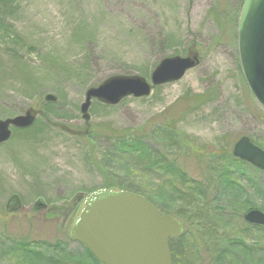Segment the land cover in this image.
<instances>
[{
  "label": "rangeland",
  "instance_id": "1",
  "mask_svg": "<svg viewBox=\"0 0 264 264\" xmlns=\"http://www.w3.org/2000/svg\"><path fill=\"white\" fill-rule=\"evenodd\" d=\"M9 1L0 9V18L14 33L0 31L3 66H11L16 53L38 76L46 73L39 88L64 96L60 113L67 116L50 121L67 129L51 126L30 142L10 140L0 146V214L7 212L6 218L0 216V234L10 240L0 254V264H38L30 254H22L24 246L15 244L22 240L31 248L41 245V252L49 248L44 244L61 247L85 263L84 247L71 237L85 199L106 187L120 191L122 183L134 185L158 212L185 225L175 214L179 204L172 192V172L159 167L150 173L136 170L127 158L112 154L111 141L96 138L102 133L98 127L129 130L156 143L163 153L173 150L166 148L162 128L174 121L178 133L209 151H216L225 136L228 147L248 136L264 148V110L251 94L239 62L240 0ZM191 47L201 63L182 80L107 110L93 101L90 122L85 123L80 109L89 88L119 75L150 81L162 60L186 57ZM0 89V120L23 115L38 96V92L23 93L17 75L8 76ZM197 95L209 99L197 107L193 100ZM86 125L95 138L77 136L88 133ZM220 160L214 171L223 169L228 159ZM246 164L248 177L236 180L242 194L221 191L216 196L214 188L206 190L200 209L209 210L216 230L212 235L197 234L194 245L191 235L182 238L183 247L194 258L200 257L193 264H264V228L244 220L248 207L264 213V171ZM186 166L192 177L201 180L199 166ZM205 180L212 187V172ZM13 195L20 198L19 206L10 199ZM39 200L53 206L39 209ZM235 244L241 250L245 245L246 252L231 254ZM214 245L223 251L218 253ZM34 249L32 253L39 250Z\"/></svg>",
  "mask_w": 264,
  "mask_h": 264
},
{
  "label": "water",
  "instance_id": "2",
  "mask_svg": "<svg viewBox=\"0 0 264 264\" xmlns=\"http://www.w3.org/2000/svg\"><path fill=\"white\" fill-rule=\"evenodd\" d=\"M238 53L247 86L264 110V0L244 1L238 23ZM200 63L199 53L190 52L186 57L162 60L152 72L150 81L141 76L110 77L86 91L80 109L82 118L88 125L94 100L114 107L127 98H147L153 89L182 80ZM45 101L55 103L57 97L47 94ZM37 115L36 110L29 109L23 115L1 119L0 145L11 140L14 129L31 128ZM233 155L264 171V150L250 137L242 136L238 140ZM10 199L20 205L18 196ZM36 206L46 209L53 205L39 200ZM244 219L251 225L264 227L263 212L252 210ZM180 234V223L170 215H160L143 195L108 189L94 192L85 199L84 209L71 232L72 239L83 244L101 264H172L169 239Z\"/></svg>",
  "mask_w": 264,
  "mask_h": 264
},
{
  "label": "trees",
  "instance_id": "3",
  "mask_svg": "<svg viewBox=\"0 0 264 264\" xmlns=\"http://www.w3.org/2000/svg\"><path fill=\"white\" fill-rule=\"evenodd\" d=\"M9 2V0H0V9H5L6 5ZM0 31L4 33L11 32L12 34H14L13 31L10 30L9 25H7L5 21H3L1 18ZM190 52H192V47L188 49L187 56L190 54ZM10 75L18 76V84L20 90L23 93L35 94L38 92V96L35 99L34 103L35 105L34 107L32 106L33 108L31 107V109L37 110L38 112L35 124L31 128L25 130L14 129L11 141H20L21 139H28V141L30 142L29 139L36 138L37 134L43 132L47 128H51V126L59 127L61 130H64L60 126L53 124V122L50 120L67 117H63L62 113H60L64 110L63 102L65 100V97H57V101L55 103L46 102L45 97L47 94L45 91L39 88L40 82H44L45 78L48 75L45 73L42 76H38L34 72L31 65L24 60V57L19 56L16 53L12 55V62L11 66L9 67L7 65L3 66V62L0 57V87L7 82L8 76ZM208 99V95H197L194 97L193 100L195 101V104L198 107L203 105ZM126 101L127 99H125L121 104L123 105ZM96 105L102 108L103 110L112 108L110 106L103 105L99 102H96ZM42 118L46 121H40V119ZM164 126L165 127L162 128L161 134L166 140V148L167 146H170L172 148L173 151L171 152L165 150L166 152L164 151L165 153H163L162 149L159 150L157 147L154 146L156 143L148 141L143 137L135 136L129 130L118 131L108 126L98 127V129H100L102 133H99V131L97 132L96 130V132L99 133L96 138L104 137L108 141H111V148L113 152L112 154H118L123 158H127L132 163L134 168L138 171L147 170V172L150 173L154 172L156 167H159L167 168L169 169L168 172H172V174L174 175L172 192L179 204V209L175 212V214L176 217L182 219L185 223V225L182 223L183 228L185 230L183 240L185 236L189 234L191 235L190 237L193 239V242L191 243L194 245V241L196 239L195 236L197 234L212 235V233L216 230V226L211 221V215L209 210L207 208L200 209V206L204 205H200V203L206 197V190L214 188L215 190H217L216 196L220 195L221 191L229 193L231 189L236 190L238 195L240 193L242 194V188L236 184V180L240 181V179L248 177L247 170L245 169L246 167H244L247 164L233 156L234 145L231 144L230 147H228V145L226 144V141L228 139L227 136L223 138V144L216 151H209L207 150L208 148H206L205 146L197 145L196 141L178 133L176 130L175 121L169 123V125ZM87 127L88 126L86 125L88 133H79L77 136H86L88 139H92L93 136H91L90 129H88ZM93 138H95V136ZM252 141L256 145H259L258 142H256L255 140L252 139ZM259 146L263 148L262 145ZM220 158L222 160L224 158L228 159L225 160L227 161V163L222 165L223 169L219 170V168L216 167L214 171V165L217 166L221 162ZM186 163L188 165L192 163L195 164L197 167L199 166L198 168L200 169L201 180H197L192 177L190 173L191 170H189L190 167L186 166ZM209 171L213 174L212 187L208 184V181L205 180V178H208ZM119 186L120 191H130L142 195L140 192H138L134 185H124L122 183ZM111 187H106L104 189L112 190ZM143 196L145 195L143 194ZM148 199L150 200V198ZM262 209V211H264V203ZM249 210H251V207H248V211ZM160 213L162 214V212ZM0 216H2V218L7 217V212L5 211V209L3 210L2 214H0ZM192 228H195L194 234L192 233ZM1 236L2 235L0 234V254H2L3 251L10 244L9 239L6 240L4 237ZM15 244H18L20 247L24 246L22 254H30V260H34L38 264H101L84 245L82 246L85 249L86 258L88 260L85 261V263L75 260L73 258L74 255L72 253H69L65 249L58 246L44 244L49 248L45 247L47 248L45 250L46 252H41V245L35 244V246L31 248L29 242L26 240H22L21 242L19 241V243L15 241ZM34 247L39 248L36 253H32V251L35 250ZM240 247L242 246L235 244L234 250L231 251V254H239L240 251L242 253L244 251L246 252L247 247L245 245L243 247L244 251L241 250ZM27 248H30L31 251L27 250ZM214 249H216L218 253L223 251V249H221L219 245H214ZM247 254L250 253L247 251ZM173 257L178 261H182L184 263L189 264H193L196 261L200 262V257L194 258V256L191 255L190 249H186L185 247L174 248Z\"/></svg>",
  "mask_w": 264,
  "mask_h": 264
},
{
  "label": "flooded vegetation",
  "instance_id": "4",
  "mask_svg": "<svg viewBox=\"0 0 264 264\" xmlns=\"http://www.w3.org/2000/svg\"><path fill=\"white\" fill-rule=\"evenodd\" d=\"M244 1L245 0H240V6L241 7L243 6ZM245 215H244V217H245ZM178 222L180 223V221H178ZM180 225H181V234L178 237H176V238H170L169 239V247H170V251H171V254H172V264H178V263L185 264L184 262L178 261V260H176L173 257V250H174V248H178V247L183 248V245L181 244V242H182V238L184 236L185 231H184V228H183L182 223H180Z\"/></svg>",
  "mask_w": 264,
  "mask_h": 264
},
{
  "label": "bare ground",
  "instance_id": "5",
  "mask_svg": "<svg viewBox=\"0 0 264 264\" xmlns=\"http://www.w3.org/2000/svg\"><path fill=\"white\" fill-rule=\"evenodd\" d=\"M229 192L232 193L233 195H238V194H237V191L234 190V189H231V191H229Z\"/></svg>",
  "mask_w": 264,
  "mask_h": 264
}]
</instances>
